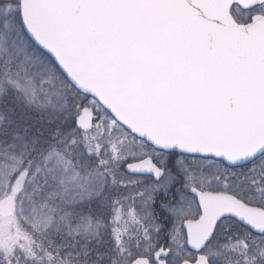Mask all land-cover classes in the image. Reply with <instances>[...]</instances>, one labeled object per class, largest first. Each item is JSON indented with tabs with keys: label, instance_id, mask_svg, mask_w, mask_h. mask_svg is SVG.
I'll return each instance as SVG.
<instances>
[{
	"label": "snow or ice",
	"instance_id": "snow-or-ice-1",
	"mask_svg": "<svg viewBox=\"0 0 264 264\" xmlns=\"http://www.w3.org/2000/svg\"><path fill=\"white\" fill-rule=\"evenodd\" d=\"M0 264H264V0H0Z\"/></svg>",
	"mask_w": 264,
	"mask_h": 264
}]
</instances>
